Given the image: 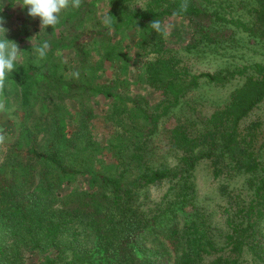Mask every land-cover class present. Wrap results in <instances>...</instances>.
<instances>
[{
  "label": "trees",
  "instance_id": "obj_1",
  "mask_svg": "<svg viewBox=\"0 0 264 264\" xmlns=\"http://www.w3.org/2000/svg\"><path fill=\"white\" fill-rule=\"evenodd\" d=\"M136 1L145 6L129 7ZM182 2L82 0L44 31L27 8L3 3L5 22L11 7L25 19L6 33L24 64L3 92L19 123L0 161V264H264L263 123L247 121L264 100V63L192 73L173 42L183 23L188 50L234 44L238 32L264 44V0H248L251 22L218 0H187L179 12ZM155 19L167 35L151 29ZM31 39L50 42L38 65ZM235 79L243 82L228 103L209 117L197 113L202 126L174 112L201 80L224 87ZM165 118L175 120L166 133L183 154L154 167L149 153ZM100 124L122 130L103 137ZM205 158L216 177L246 176L247 194L222 188L223 224L197 202L195 169ZM165 182L161 198L146 201L149 187Z\"/></svg>",
  "mask_w": 264,
  "mask_h": 264
},
{
  "label": "rangeland",
  "instance_id": "obj_2",
  "mask_svg": "<svg viewBox=\"0 0 264 264\" xmlns=\"http://www.w3.org/2000/svg\"><path fill=\"white\" fill-rule=\"evenodd\" d=\"M4 4L10 3V0H0ZM219 3L226 6V11L231 13L236 18H241L245 21L251 22L252 13L251 5L248 0H218ZM145 6L142 1H136L130 3L129 7L132 9L140 8ZM221 10V9H219ZM223 13L224 11L221 10ZM10 12L13 13L11 18L4 23V27L14 30L18 33L20 30L19 25L20 20L25 19L23 11L11 7ZM31 25L34 26L36 18H30ZM86 25L79 28L85 29V26L89 27L91 24L85 21ZM178 30L174 34L178 35L174 45L179 47L177 54L179 57L183 58V66H185L192 73H200L204 71L216 72L224 70L226 68H233L236 65L251 64L255 62L264 63V44L253 43L250 37L245 33L238 32L236 34V43L229 45H213L212 47L201 48L199 51L196 48H191L190 50L186 47V27L183 23L178 24ZM19 28V29H18ZM40 28V25H39ZM22 29V28H21ZM68 30L76 33L77 28H69ZM229 42V41H227ZM232 45V46H231ZM198 51V52H197ZM108 74H112V71H108ZM100 80L103 81L102 77L99 76ZM108 77L104 75V81H107ZM111 81V80H109ZM243 80L235 79L224 87L216 86L201 80V84L187 92L181 99L182 103L175 107L174 112L180 117L186 115L193 119V122L197 124L196 128L203 125L204 121H201L198 112L206 117L211 116L218 108L224 106L229 102L231 92L238 86L242 84ZM4 98V97H3ZM105 99L99 96L96 98V103H101ZM5 101V98H4ZM104 103V102H103ZM6 105V104H5ZM97 108L102 113L104 112L103 105H97ZM7 111L5 113H0V129H3L6 135V141L4 144L0 145V161H3L12 142L9 138L16 136V127L19 123V115H16L15 108L6 105ZM165 122L161 124L159 131L155 134L153 145V150L149 153V163L154 167H170L176 163V160L180 155L183 154L182 148L173 147L171 148L170 140L167 136L166 129L170 126H175V120L173 118H165ZM260 120L262 125V134L260 137H264V100L260 103L259 107L256 108L247 121ZM11 128L12 131L7 132L5 129ZM97 131L101 130V133L108 137L113 133L121 131L122 128L119 126L111 127L110 125L103 127L102 124L96 126ZM95 129V131H96ZM96 131V132H97ZM10 133H13L9 136ZM169 134V133H168ZM97 136V134H96ZM15 139V138H14ZM263 140V139H262ZM199 147H204L200 145ZM210 159H203L198 163L195 169L194 184L197 190V202L199 206L205 209L207 214L216 220L219 224H223L227 212L224 211V207L228 205L226 193L222 191L223 186H227L228 190L236 188V191H243V193H248L246 176L243 174L236 173H224L218 177L214 176L212 173V165ZM169 187L168 183H162L158 185H153L149 187V199L148 200H159L161 196L167 191ZM145 194V193H144ZM143 194V195H144ZM148 194V193H147ZM244 194V195H245ZM29 264L31 259L28 260Z\"/></svg>",
  "mask_w": 264,
  "mask_h": 264
},
{
  "label": "clouds",
  "instance_id": "obj_3",
  "mask_svg": "<svg viewBox=\"0 0 264 264\" xmlns=\"http://www.w3.org/2000/svg\"><path fill=\"white\" fill-rule=\"evenodd\" d=\"M82 0H15L13 5H19L22 8H27V15L30 17H38L40 20L41 31H44L48 26L54 28L59 22L60 17L63 12L71 9H79ZM0 11L3 10V3ZM188 9L187 0H183L180 4L179 12H186ZM102 22L106 26H110L111 20L108 17H104ZM4 17L0 16V113H5L7 111L5 101L3 98V92L6 87V82L8 81V76L12 73L18 65H23L24 60L22 56V50L19 48L18 44L7 38L6 33L9 31L4 27ZM152 30L167 35L165 26L162 25L161 21L155 19L149 23ZM40 31V32H41ZM32 47L36 54V59L33 61L35 64H39L41 60H44L50 50V42L44 40L38 45H33V40L31 39ZM74 78H79V72L72 73ZM10 87V82H8ZM6 141V135L3 129H0V145L4 144Z\"/></svg>",
  "mask_w": 264,
  "mask_h": 264
}]
</instances>
